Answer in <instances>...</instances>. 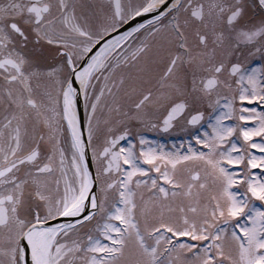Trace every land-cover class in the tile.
<instances>
[{
    "label": "snow or ice",
    "instance_id": "obj_1",
    "mask_svg": "<svg viewBox=\"0 0 264 264\" xmlns=\"http://www.w3.org/2000/svg\"><path fill=\"white\" fill-rule=\"evenodd\" d=\"M0 264H264V0H0Z\"/></svg>",
    "mask_w": 264,
    "mask_h": 264
},
{
    "label": "flooded vegetation",
    "instance_id": "obj_2",
    "mask_svg": "<svg viewBox=\"0 0 264 264\" xmlns=\"http://www.w3.org/2000/svg\"><path fill=\"white\" fill-rule=\"evenodd\" d=\"M152 137L154 139H159V140H162V141H169V143H171V141L176 137V136H181L182 134L179 133V132H173V133H168V134H151Z\"/></svg>",
    "mask_w": 264,
    "mask_h": 264
},
{
    "label": "rangeland",
    "instance_id": "obj_3",
    "mask_svg": "<svg viewBox=\"0 0 264 264\" xmlns=\"http://www.w3.org/2000/svg\"><path fill=\"white\" fill-rule=\"evenodd\" d=\"M182 139H184L183 135H181V136H176V137L171 141V143H169V141L167 142L166 140H165V141H162V140H161V141H162L163 143H165V144L171 146V144L174 143V142H175L177 145H179V143H180V141H181Z\"/></svg>",
    "mask_w": 264,
    "mask_h": 264
}]
</instances>
